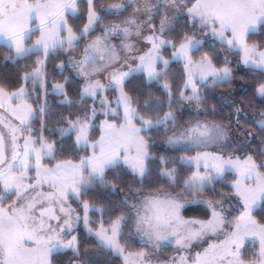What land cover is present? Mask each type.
<instances>
[{
  "label": "snow or ice",
  "instance_id": "obj_1",
  "mask_svg": "<svg viewBox=\"0 0 264 264\" xmlns=\"http://www.w3.org/2000/svg\"><path fill=\"white\" fill-rule=\"evenodd\" d=\"M0 46V264H264V0H0Z\"/></svg>",
  "mask_w": 264,
  "mask_h": 264
},
{
  "label": "trees",
  "instance_id": "obj_2",
  "mask_svg": "<svg viewBox=\"0 0 264 264\" xmlns=\"http://www.w3.org/2000/svg\"><path fill=\"white\" fill-rule=\"evenodd\" d=\"M110 1H111V0H97L98 4H107V3H109ZM5 51H6V49H4L2 46H0V82L12 81L13 84H14L15 76L18 74V66L13 65V64H11V63H5V62L3 61V53H4ZM32 59H35V57H33ZM62 59H65V60H66L67 58H66V57H62ZM229 59H234V57H231V56H230ZM59 62H60L59 60H52V61H50V62L48 63L47 68H48V70H49V75H48V80H49V81H52V80H54V79H55V80H61V81H62V76H61V74H60L58 71H57V72H54V71H53L54 68H55V66H56ZM20 64H21V65H23V64H31V60H29V61H21ZM63 75H64V76L69 75V71H65V72L63 73ZM137 83H138V81H133V82H132V86H135ZM70 91H71V93H75V92H76V86H75V84L72 85ZM221 91H225V89H223V88H218V89H216V90H215V94H216V97H217V98H215V99H213V98H209L208 103H209L210 106L213 105V104H217V103H218L219 93H220ZM38 93H39V90H38L37 93H33V97H35ZM74 98H75L76 100H79L78 95H76ZM43 99H44V97H43L42 93H40V102H43ZM60 99H61L60 97H54V96H51V95H49V96L47 97V101H48V103H49L50 106H51V108H50V111H51V112L59 113V112H62V111H63V112H66V111H67V107H66V106H60V105L58 104V101H59ZM254 102L257 103V104H259V100H256V101H254ZM29 103L33 104L34 107H37V106H38V105H37V101H36L35 99H30V100H29ZM88 104H89V105L91 104V100L88 101ZM97 106H98V105H97ZM78 110H79L78 107L75 108V109H73V111H78ZM228 111H229V110H228L227 108L224 109V113H225V115L228 113ZM1 112H2V111H1ZM1 115H2V114H1ZM252 115H253V112H252V111H249V117H251ZM257 115H258V110H257ZM101 119H103V117H101ZM249 123H251V121H250ZM50 126H52V125L50 124ZM32 127H33L34 129H36V130H37V133H38V131H39V127H40L39 118H37V120L34 121V122L32 123ZM45 135H47V133H45ZM97 135H98V133H97ZM47 162H48V161H47ZM154 179H155L154 176L149 177L148 179L145 180V185L150 184ZM233 179H234L233 176H231V175H227L226 178H225V182H226V183H230V181L233 180ZM136 184H137V186H139V181H138V180L136 181ZM217 188H219L221 191H223V192H225V193H229V192L231 191V189L226 188V187H224L223 185H217ZM231 202L234 203V204L236 205V200H235V198H233ZM231 202H230V203H231ZM202 211H203L202 208H193V209H191V210L186 211V212L184 213V215H185L186 217H191V216H196V215H202ZM262 217H263V216H260V219H259V220H260L261 222H264V218H262ZM97 219H99L98 215H97ZM81 231H83V228H82V227H81ZM88 246H89V247L92 246L91 241H89V245H88Z\"/></svg>",
  "mask_w": 264,
  "mask_h": 264
},
{
  "label": "rangeland",
  "instance_id": "obj_3",
  "mask_svg": "<svg viewBox=\"0 0 264 264\" xmlns=\"http://www.w3.org/2000/svg\"><path fill=\"white\" fill-rule=\"evenodd\" d=\"M110 2H117V0H111ZM109 2V3H110ZM111 19V18H110ZM33 39H35V36H33ZM2 111V112H1ZM3 115L6 119H10L11 117L9 116V114L8 113H6V112H4V110H2V109H0V115ZM0 127H2V126H0ZM44 163H48L47 162V160H45L44 161ZM229 175H231V174H229ZM231 176H233V175H231ZM234 177V176H233ZM234 179H235V177H234ZM233 179V180H234ZM232 181V180H231ZM230 181V182H231ZM71 202V201H70ZM236 203H237V201H236ZM231 204V206L229 205V203H226L225 204V208H226V210H227V213H236L237 212V210H235V204H233L232 202L230 203ZM72 206L75 208V207H77V205L75 204V203H72ZM238 215V212L235 214V216H237ZM253 215L255 216V218L258 220V221H260L259 219H260V216H263L264 217V214H262V213H260L259 211H257V212H255V213H253ZM192 217H196V218H198V216H192ZM96 219H97V217H95ZM261 222V221H260ZM262 223H264V222H262ZM81 227L83 228V225L81 224ZM256 251H258V247L255 249ZM252 251H253V249H249L248 250V255L249 256H251V254H252ZM168 255H171V250H169L168 251V253H167Z\"/></svg>",
  "mask_w": 264,
  "mask_h": 264
},
{
  "label": "flooded vegetation",
  "instance_id": "obj_4",
  "mask_svg": "<svg viewBox=\"0 0 264 264\" xmlns=\"http://www.w3.org/2000/svg\"><path fill=\"white\" fill-rule=\"evenodd\" d=\"M235 200H236V199H235ZM233 204H234V203H233ZM237 212H238V215H239V211H238V210H237ZM237 212H236V213H237ZM236 213H233L232 215H230L229 218H230V219L234 218V216H235ZM226 214H228V213L226 212ZM238 215H237V216H238ZM196 216H198V218H201V219L206 218V217H204L203 215H196ZM191 217H192V216H191Z\"/></svg>",
  "mask_w": 264,
  "mask_h": 264
}]
</instances>
